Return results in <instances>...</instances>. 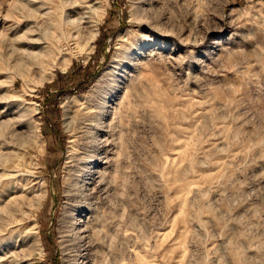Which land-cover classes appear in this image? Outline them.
Returning <instances> with one entry per match:
<instances>
[{
  "label": "rangeland",
  "instance_id": "rangeland-1",
  "mask_svg": "<svg viewBox=\"0 0 264 264\" xmlns=\"http://www.w3.org/2000/svg\"><path fill=\"white\" fill-rule=\"evenodd\" d=\"M107 2L87 55L67 0H0V197L12 170L46 190L32 264H264V0Z\"/></svg>",
  "mask_w": 264,
  "mask_h": 264
},
{
  "label": "bare ground",
  "instance_id": "bare-ground-1",
  "mask_svg": "<svg viewBox=\"0 0 264 264\" xmlns=\"http://www.w3.org/2000/svg\"><path fill=\"white\" fill-rule=\"evenodd\" d=\"M107 1L108 0H67L68 9L66 10L67 14L64 17V22L70 25L74 29L73 40H77L81 36L80 35L81 29L86 28L89 31L87 33V36L80 37L82 45L81 47L77 48V51L79 53L83 52L88 55L92 51L96 38L98 36L99 27L101 26L106 14L105 7H106V3H108ZM37 45L39 44L34 43L31 44V47L29 46L27 48V50L29 51V53L27 54V58H29L30 61L31 60L36 61L37 62L36 68L38 66V70H39V68H41V66L45 64L44 63L45 53H47V51L49 50L51 51V49L49 50L47 49L44 53L42 49H39L40 46L38 47ZM49 47L52 48L51 45H49ZM52 50L53 51L55 50L56 52H58L59 55H61L58 49L52 48ZM68 58L63 59L62 61L63 63L62 65H60L62 66V69H65L69 65ZM53 69H54V62L53 59L51 58L50 60H48L44 75H42V79L39 81L38 84L39 86H41L45 81L52 80L54 76ZM27 89L29 90V88ZM62 105L64 112L63 121L66 128L69 130L71 125V119L69 113L71 109L68 102H65ZM75 154L76 151H75L74 140H70L67 158L72 159ZM84 171L85 174L88 172L87 170ZM12 172L15 173L14 170H12ZM13 173L11 174L13 175L11 181L8 182L9 185L7 191L4 193V196L0 197L2 203L0 204L2 205L0 208V212L2 215L1 221H7L6 222L7 225H10L8 227L5 224L7 228H10L9 231L6 230L8 231L7 233H9L10 235L13 233L18 235L19 234L18 231L21 228V226L25 225L24 236L25 239L27 240V264H32L31 260L34 255H38L40 259L43 258L44 256V247L39 237V226L36 220V215H38V213L41 210V207L43 206L42 204L46 198V190L43 184H39V182L35 181L36 178L33 179L32 175L27 174V181L23 182V180L21 179V176L23 174L15 175ZM5 225L4 228L6 227ZM16 244L14 245V247H12L13 248L12 250L10 249L11 251L8 252L6 251L5 254L3 255V259H4L3 262L5 261L6 264H21L23 262L24 258H20L18 252L19 251L18 248L21 247L19 244L16 246ZM23 253L21 255H23Z\"/></svg>",
  "mask_w": 264,
  "mask_h": 264
}]
</instances>
